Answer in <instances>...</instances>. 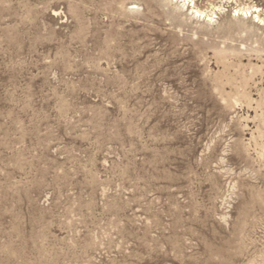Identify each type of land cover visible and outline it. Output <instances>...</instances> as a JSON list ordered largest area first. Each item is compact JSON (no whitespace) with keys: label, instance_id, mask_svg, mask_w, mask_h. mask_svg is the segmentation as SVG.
Wrapping results in <instances>:
<instances>
[{"label":"rangeland","instance_id":"374dc122","mask_svg":"<svg viewBox=\"0 0 264 264\" xmlns=\"http://www.w3.org/2000/svg\"><path fill=\"white\" fill-rule=\"evenodd\" d=\"M0 264H264V0H0Z\"/></svg>","mask_w":264,"mask_h":264},{"label":"bare ground","instance_id":"6f19581e","mask_svg":"<svg viewBox=\"0 0 264 264\" xmlns=\"http://www.w3.org/2000/svg\"><path fill=\"white\" fill-rule=\"evenodd\" d=\"M184 1V0H183ZM201 17V16H200Z\"/></svg>","mask_w":264,"mask_h":264}]
</instances>
